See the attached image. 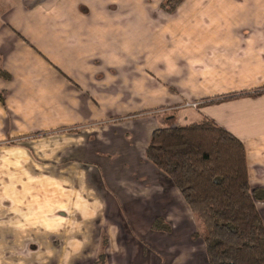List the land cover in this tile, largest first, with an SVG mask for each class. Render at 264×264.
Masks as SVG:
<instances>
[{"label": "crops", "instance_id": "0c3cea01", "mask_svg": "<svg viewBox=\"0 0 264 264\" xmlns=\"http://www.w3.org/2000/svg\"><path fill=\"white\" fill-rule=\"evenodd\" d=\"M216 1L0 0V264H93L104 235L108 263L161 264L154 220L183 234L194 216L146 157L157 127L213 119L264 186V93L189 105L264 88L261 1Z\"/></svg>", "mask_w": 264, "mask_h": 264}, {"label": "trees", "instance_id": "16d2710c", "mask_svg": "<svg viewBox=\"0 0 264 264\" xmlns=\"http://www.w3.org/2000/svg\"><path fill=\"white\" fill-rule=\"evenodd\" d=\"M180 1L164 0L162 7L171 12ZM262 93L264 88L241 90L207 103ZM145 154L173 181L203 227L208 264H264V219L257 206L264 201V186H251L241 139L204 116L184 125L155 128ZM152 228L171 229L161 217ZM100 257L105 264L104 254Z\"/></svg>", "mask_w": 264, "mask_h": 264}, {"label": "rangeland", "instance_id": "374dc122", "mask_svg": "<svg viewBox=\"0 0 264 264\" xmlns=\"http://www.w3.org/2000/svg\"><path fill=\"white\" fill-rule=\"evenodd\" d=\"M183 0L180 1V3L175 7V9L171 12H174L177 7L181 4ZM210 1V0H209ZM215 2V0H213ZM248 1V0H247ZM262 3V6L264 8V0H259ZM217 3H223L222 0H218L216 1ZM242 0H232V4L231 7L233 8L234 13L236 14L238 12L239 7L242 8L243 6L246 8L247 7V11L252 10V6L253 3H247L246 5L244 3H242ZM205 5V3H203L202 5H200L198 12L199 13H203L205 12V8H203V6ZM162 7V5H161ZM197 7V6H196ZM211 7V5H209V8ZM206 8H208V6H206ZM162 9L165 10V8L162 7ZM166 12H170L165 10ZM170 12V13H171ZM211 12L210 9H208L206 11ZM252 13V11H249ZM204 15H200L198 18H194L195 20H191L190 24L191 27L194 29H200V27L204 30V29H209V28H213V27H224V25H221V20L220 19H216L215 16L212 17H203ZM244 16V15H242ZM240 22H244L242 19ZM247 22V21H246ZM239 25V21L235 20V21H229V28H238ZM257 89V88H256ZM259 89V88H258ZM238 92V91H235ZM233 92H229V93H224V94H220L217 96H213L210 97L214 98V97H220L221 95H225V94H230ZM209 98H207V100H203L200 101V103L198 104L197 102H195L196 100H193L194 102H189V105L191 107H193L194 109L199 108L201 103H207ZM258 209L264 219V201H258ZM187 210V209H185ZM187 212L188 217H192L190 215V211H185ZM175 214V213H173ZM171 214V216L173 215ZM194 216V215H193ZM179 215H175L172 220L176 222L179 221ZM184 220V218H182ZM169 222V221H168ZM167 222V223H168ZM175 222V223H176ZM169 225H171V222L168 223ZM190 225L187 226V228L183 231V234L181 233H176V229L173 228L171 231H169L167 233L166 231V235H165V241L158 246L159 251H157L156 247L157 246H143V248L149 247L151 251H156V253L159 254V256L161 257V264H208L207 262V258L205 255V250H204V242L202 240L201 234L203 233V227L201 226V224L199 223V221L195 218V216L191 219ZM171 227V226H170ZM104 242V243H103ZM107 245H108V239L107 236L104 235V239L102 241L101 244V249L99 254L97 255V259L95 260V263L93 262V264H101V261L99 259H101L100 255L103 253L104 254V259H105V264H110L108 263L109 259L107 258ZM115 249L117 250V253L113 252L111 253L112 256H118L120 257V252H118L119 249H127V258L129 257L130 259H133L138 257V253H139V248L140 246L138 245H129V246H118V245H114ZM142 247V245H141ZM122 252V251H121ZM110 262V261H109ZM112 264H121V262H119L118 258H115L114 260L112 259ZM89 263V262H88ZM87 264V262H86ZM130 264H134V262H130Z\"/></svg>", "mask_w": 264, "mask_h": 264}]
</instances>
